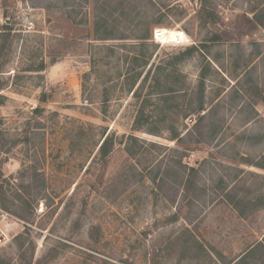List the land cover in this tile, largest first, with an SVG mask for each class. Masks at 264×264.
<instances>
[{"label":"rangeland","instance_id":"rangeland-1","mask_svg":"<svg viewBox=\"0 0 264 264\" xmlns=\"http://www.w3.org/2000/svg\"><path fill=\"white\" fill-rule=\"evenodd\" d=\"M0 86V264H264V0H0Z\"/></svg>","mask_w":264,"mask_h":264},{"label":"trees","instance_id":"trees-1","mask_svg":"<svg viewBox=\"0 0 264 264\" xmlns=\"http://www.w3.org/2000/svg\"><path fill=\"white\" fill-rule=\"evenodd\" d=\"M154 25H157V24L155 23ZM142 38H146V37H142ZM150 38H152V36ZM195 48L196 47H193L190 50V52L189 51L188 52L191 53L192 51L195 50ZM204 90H205V82H204V78H202L201 82L199 84V87H198V91H199V94H200L201 98L204 96ZM199 109H200V111L204 110V102L202 100H201V104H200ZM112 141H113V139H112V137L109 136V134L106 135L105 138L103 139L102 143L100 144V149L102 150V152L104 154H106L109 151L110 146L112 144ZM192 170H193V168H192ZM1 179H2V176H1V173H0V181H1Z\"/></svg>","mask_w":264,"mask_h":264},{"label":"built area","instance_id":"built-area-1","mask_svg":"<svg viewBox=\"0 0 264 264\" xmlns=\"http://www.w3.org/2000/svg\"><path fill=\"white\" fill-rule=\"evenodd\" d=\"M154 38L160 43H170L174 42L171 40L169 35L165 32L164 28H155L154 29Z\"/></svg>","mask_w":264,"mask_h":264},{"label":"bare ground","instance_id":"bare-ground-1","mask_svg":"<svg viewBox=\"0 0 264 264\" xmlns=\"http://www.w3.org/2000/svg\"><path fill=\"white\" fill-rule=\"evenodd\" d=\"M164 30L173 41L182 42L187 38L186 33L182 30H170L167 28H164Z\"/></svg>","mask_w":264,"mask_h":264}]
</instances>
